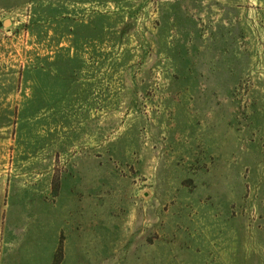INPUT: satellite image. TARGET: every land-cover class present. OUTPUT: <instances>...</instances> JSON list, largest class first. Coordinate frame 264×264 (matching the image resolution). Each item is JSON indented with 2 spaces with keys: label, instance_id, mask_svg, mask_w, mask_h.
I'll return each instance as SVG.
<instances>
[{
  "label": "rangeland",
  "instance_id": "1",
  "mask_svg": "<svg viewBox=\"0 0 264 264\" xmlns=\"http://www.w3.org/2000/svg\"><path fill=\"white\" fill-rule=\"evenodd\" d=\"M0 264H264V0H0Z\"/></svg>",
  "mask_w": 264,
  "mask_h": 264
},
{
  "label": "water",
  "instance_id": "2",
  "mask_svg": "<svg viewBox=\"0 0 264 264\" xmlns=\"http://www.w3.org/2000/svg\"><path fill=\"white\" fill-rule=\"evenodd\" d=\"M9 22H10V21L7 19V20L5 21V25H7Z\"/></svg>",
  "mask_w": 264,
  "mask_h": 264
}]
</instances>
